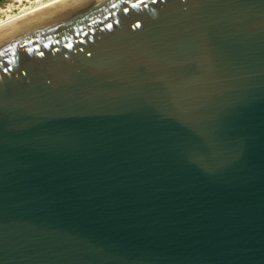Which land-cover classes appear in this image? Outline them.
I'll return each mask as SVG.
<instances>
[{
    "label": "water",
    "instance_id": "obj_1",
    "mask_svg": "<svg viewBox=\"0 0 264 264\" xmlns=\"http://www.w3.org/2000/svg\"><path fill=\"white\" fill-rule=\"evenodd\" d=\"M0 264H264V0L1 26Z\"/></svg>",
    "mask_w": 264,
    "mask_h": 264
},
{
    "label": "bare ground",
    "instance_id": "obj_2",
    "mask_svg": "<svg viewBox=\"0 0 264 264\" xmlns=\"http://www.w3.org/2000/svg\"><path fill=\"white\" fill-rule=\"evenodd\" d=\"M56 1H59V0H32V1L31 0H17V2H20V3L27 2L28 5L22 6L20 11L15 13V14L6 15L5 19L0 20V27L11 22V21H13V20H16L20 17H23L27 14L34 12V11H37V10H39L45 6H48V5H50Z\"/></svg>",
    "mask_w": 264,
    "mask_h": 264
},
{
    "label": "rangeland",
    "instance_id": "obj_3",
    "mask_svg": "<svg viewBox=\"0 0 264 264\" xmlns=\"http://www.w3.org/2000/svg\"><path fill=\"white\" fill-rule=\"evenodd\" d=\"M19 3L20 2H17V0H0V20L5 19L6 15L19 12L22 6L28 5L27 2Z\"/></svg>",
    "mask_w": 264,
    "mask_h": 264
}]
</instances>
